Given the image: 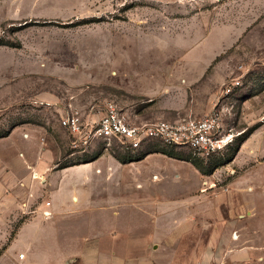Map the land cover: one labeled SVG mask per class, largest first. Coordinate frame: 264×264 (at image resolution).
Returning <instances> with one entry per match:
<instances>
[{
    "label": "rangeland",
    "instance_id": "rangeland-1",
    "mask_svg": "<svg viewBox=\"0 0 264 264\" xmlns=\"http://www.w3.org/2000/svg\"><path fill=\"white\" fill-rule=\"evenodd\" d=\"M234 78L240 86L222 97ZM108 104L136 123L214 111L243 137L209 160L155 141L133 153L103 140L74 147L63 119L97 122ZM14 129L0 152L13 147L19 172L31 144L17 140L29 135L37 150L24 187L0 203V264H22L36 234L54 244L49 227L70 260L92 216L112 227L157 201L194 221L197 207L226 198L264 264V0H0V138ZM38 159L43 180L32 177Z\"/></svg>",
    "mask_w": 264,
    "mask_h": 264
},
{
    "label": "crops",
    "instance_id": "crops-1",
    "mask_svg": "<svg viewBox=\"0 0 264 264\" xmlns=\"http://www.w3.org/2000/svg\"><path fill=\"white\" fill-rule=\"evenodd\" d=\"M15 131L17 130L14 129L7 136L0 138V146L18 135L12 134ZM28 137L29 135L27 140L21 138L17 140L31 144L27 150L18 151L17 156L23 162L20 172L19 167L17 169L13 161L8 159V156L13 154V147L7 146L0 152V203L10 200L19 193V187H24V183L20 182L23 178L22 173L29 167L31 158L37 150L36 143ZM43 165L45 164L38 159L34 167L35 172L42 171ZM202 197L204 200L208 198L206 195ZM245 197L246 195L242 196L243 199ZM219 202L222 203L213 206L211 202V205L206 203L197 207L194 221H190L188 215H183L179 211H170L171 205L166 204L167 206H163L160 211L157 208V201H150L149 213L136 205L140 208L134 213L133 218L136 220L131 222L129 219L125 220L123 215H119L116 225L112 227L110 226L114 223H110L112 218L107 214V216L102 214L100 217L92 216L88 224L92 235L82 243L79 254L70 260H64L60 254H57L61 246L59 228L49 227L46 232L55 238L54 244L46 245L42 242L43 238L36 234L27 242L25 249L20 248L25 252V257L20 262H23L22 264H259L260 253L256 246L249 242V228L245 225L243 217L240 218L237 202H232V199L228 201V198ZM98 224H101V229H98Z\"/></svg>",
    "mask_w": 264,
    "mask_h": 264
},
{
    "label": "built area",
    "instance_id": "built-area-1",
    "mask_svg": "<svg viewBox=\"0 0 264 264\" xmlns=\"http://www.w3.org/2000/svg\"><path fill=\"white\" fill-rule=\"evenodd\" d=\"M239 86L240 78L231 79L223 86L222 97L230 96ZM62 125L74 138V147L78 143L83 149L94 140H103L115 142L133 153L155 141L168 148L189 149L198 158L209 160L234 143V134L224 130L220 115L214 111L201 119L136 123L114 104H108L97 122H85L83 125L77 115L72 114L63 119ZM45 206L50 207V203L46 202ZM42 215L49 218L51 213L45 209ZM24 257L25 254H19L18 260L22 261Z\"/></svg>",
    "mask_w": 264,
    "mask_h": 264
},
{
    "label": "trees",
    "instance_id": "trees-1",
    "mask_svg": "<svg viewBox=\"0 0 264 264\" xmlns=\"http://www.w3.org/2000/svg\"><path fill=\"white\" fill-rule=\"evenodd\" d=\"M242 137H243V136H241V135H240V138L238 137V138H237L235 141H237V140L241 139ZM235 141H234V142H235ZM243 141H244V140H243ZM233 144H234V143H233ZM233 144H232V145H230L229 147H230V148H232L231 146H233ZM229 147H228V149H227V150H229V149H230ZM239 147H240V146H239ZM237 150H238V148H237Z\"/></svg>",
    "mask_w": 264,
    "mask_h": 264
},
{
    "label": "bare ground",
    "instance_id": "bare-ground-1",
    "mask_svg": "<svg viewBox=\"0 0 264 264\" xmlns=\"http://www.w3.org/2000/svg\"><path fill=\"white\" fill-rule=\"evenodd\" d=\"M35 176L33 177L34 179H41V180H43V178L42 177H39L36 173L34 174ZM74 201H75V199H74Z\"/></svg>",
    "mask_w": 264,
    "mask_h": 264
}]
</instances>
